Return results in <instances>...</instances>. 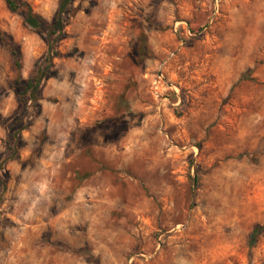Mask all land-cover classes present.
<instances>
[{
  "label": "rangeland",
  "instance_id": "rangeland-1",
  "mask_svg": "<svg viewBox=\"0 0 264 264\" xmlns=\"http://www.w3.org/2000/svg\"><path fill=\"white\" fill-rule=\"evenodd\" d=\"M23 1L49 24L62 2ZM63 21L50 38L0 0V264H264V0ZM13 51L26 79L53 56L17 140Z\"/></svg>",
  "mask_w": 264,
  "mask_h": 264
},
{
  "label": "trees",
  "instance_id": "trees-1",
  "mask_svg": "<svg viewBox=\"0 0 264 264\" xmlns=\"http://www.w3.org/2000/svg\"><path fill=\"white\" fill-rule=\"evenodd\" d=\"M6 5L10 12L19 16L25 23L26 26L31 28L32 30L38 33H44L48 37L55 36L58 32L62 33L64 30V21L63 15L67 10L68 5L70 4L71 0H62L60 4V8L56 18L54 19L53 24H49L41 15L34 12L32 6L23 0H5ZM144 39V37H143ZM141 39L143 42L144 40ZM0 41L4 42L5 40L1 37L0 34ZM50 41V40H49ZM52 47V45H51ZM144 47V46H143ZM143 51V49H142ZM145 51V50H144ZM13 55L15 58V70H16V78L13 81L14 88L17 92L19 97V101L21 103L23 115L19 117L14 126L18 127L15 130V134H13L12 138L17 140L16 134L23 130L26 122L27 117V105L29 102H32L34 106H37L39 101L42 99V83L44 79L50 77V66L53 61V56H49L46 58L45 62L40 66H36V68L32 71L29 78H24L22 75V62L19 58V54L17 51H13ZM15 127V128H16ZM13 154L16 151L15 143L12 146L11 150ZM78 177L79 174H77ZM264 231V226H257L252 233L251 237V245L253 246L256 242L257 238L261 233Z\"/></svg>",
  "mask_w": 264,
  "mask_h": 264
}]
</instances>
